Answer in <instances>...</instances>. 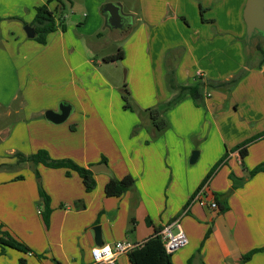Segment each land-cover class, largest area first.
Instances as JSON below:
<instances>
[{
  "label": "crops",
  "instance_id": "1",
  "mask_svg": "<svg viewBox=\"0 0 264 264\" xmlns=\"http://www.w3.org/2000/svg\"><path fill=\"white\" fill-rule=\"evenodd\" d=\"M46 1L0 0V67L4 68L0 108L8 109L5 115L12 122L0 129L8 130L7 142L0 144V230L31 250L23 254L5 248L0 257L8 260L0 264H17L21 258L26 264H89L90 250L97 247L96 226L101 245L124 240L140 243L176 220L187 243L171 254L172 264H187L189 259L191 264H241L243 255L264 248L263 172L230 192L222 213L219 207L210 210L195 203L188 205L208 175L205 194L211 201L230 190V175L238 182L254 167L264 165V139L249 144L243 159L233 150L264 133V64L258 67L252 57L254 63L249 68L247 56L242 57L240 46H235L242 40L245 0H136L127 3L126 10V1H107L121 4L122 11L132 15L129 26L118 30L117 37L126 41L121 48L123 58L109 63L103 61L109 55L99 51L103 44L95 41L101 24L108 27L100 12L107 4L102 0H89L88 14L78 28L82 30L80 38L71 36L64 14L57 16L59 6L52 0L47 8L53 13L56 30L47 35L44 45L35 44L41 46L36 55L32 54L33 42L20 31L18 22L7 26V33L2 28L6 18L30 21L34 8ZM220 11L232 19L227 33L233 35V41H228L233 45H220ZM92 34L94 40L82 39ZM12 37L16 44L8 50L4 44ZM233 46L240 51L238 65L220 73V63L225 61L221 55ZM122 63L128 68L131 104L139 110L164 104L176 94L165 90L168 70H173L174 81L183 87L228 82L239 70L244 77L240 87L237 83L204 87L201 106L184 95L162 114L175 138L184 144L174 153L170 148L173 143L163 136L165 130L157 132L146 115L139 120L122 109L116 76L104 69ZM30 77L35 84L29 82ZM246 77L249 82L244 85ZM18 91L27 98L20 113L7 107L16 101ZM1 100L7 106L1 107ZM60 103L71 107L67 119L57 125L46 121L44 111H56ZM200 120L208 125L202 130L206 140L197 156H203L204 161L189 168L187 137ZM39 150L53 161H70L84 168L105 163L113 178L129 175L134 186L119 197H107L104 187L109 173H93L95 187L86 192L75 172L67 175L63 168L41 164L32 167L18 163L14 156ZM38 186L48 197L47 225L41 217ZM10 252L13 256H7ZM116 264H129L127 254L119 256ZM243 264H264V251Z\"/></svg>",
  "mask_w": 264,
  "mask_h": 264
},
{
  "label": "trees",
  "instance_id": "2",
  "mask_svg": "<svg viewBox=\"0 0 264 264\" xmlns=\"http://www.w3.org/2000/svg\"><path fill=\"white\" fill-rule=\"evenodd\" d=\"M51 1L52 0H47L45 4L34 8V13H35L34 19L32 23L29 24V26H31L34 29L35 35L33 39L36 42H38V44L41 45L45 44L47 35L56 30L53 13L49 11L47 8V5ZM60 28L62 30L64 29L62 25L60 26ZM255 50H256L255 52H257V56H259L257 66L260 67L261 65L264 64V47L258 44ZM122 58H123V52L121 49H118L115 54L104 57L103 61L109 63V62L121 61ZM234 82L235 79H232L228 82H219L214 84H210V82L209 84L200 82L192 86L183 87V86H178L174 81L173 70L172 71L168 70L165 76L166 87L168 88L169 91L176 92V94L164 105L147 108L145 109V111H143V113L150 120L154 130L157 132H162L166 129V123L161 117L162 111L173 106L184 95H189L195 105L201 106V102H200L201 90L204 87L210 86V87L220 88L227 85H232L234 84ZM121 91L123 93V95H121V98L124 101L123 107L125 109H128L130 108V104H128V91L126 90L125 84L122 86ZM259 139H264V133L260 136L244 141L243 143L236 146L233 150L237 151L239 153L240 158L243 159L247 154V150H246L247 146ZM14 156L17 158L18 163H29L32 167L41 164L42 166L47 168H63L67 171L66 172L67 175H69L68 171H73L82 180V184L86 192L92 191L95 187V182L93 179L94 174L89 169L92 165L89 166L88 168H84L70 161H53L49 158L48 154L43 150H39L36 153L28 156H23L20 153H15ZM222 162L223 160L220 161V165L222 164ZM218 166L219 164L214 168V170ZM258 172L264 173V165L260 164L254 167L247 173L246 177L241 178L240 180H238V182H235L234 178L230 175V180L232 181V186L230 190L226 194L214 196V201L216 202L217 207H219L221 213L226 211L227 209V207L223 205L225 200L224 198L234 189L240 187L247 178L252 177ZM109 175H110V179L104 187V193L107 197H119L125 192L132 189V187L134 186V179L129 175L124 176L119 180L113 178L111 173H109ZM209 177L210 175L206 177V181L209 179ZM36 178L39 181V176L37 174H36ZM206 181H204L203 183H205ZM38 194L43 203V211L41 213V217L44 224L47 225L50 215V208L48 206L49 205L48 197L42 191L40 186H38ZM131 225L132 227L130 229V232L133 230V225H134L133 220L131 221ZM159 231L160 230H156L154 236L143 241L140 246L134 248L129 253H127L129 264H172L171 261L172 253L170 254L165 252L163 244L160 240V236L158 235ZM5 248L13 249L23 254L31 253V250L28 247H26L16 239H14L7 232H3L0 230V254H2ZM261 251H264V248L254 249L249 251L248 253H246L241 257L240 259L241 264L250 260L253 254ZM17 264H26V260L21 258L17 261ZM54 264H60V263L54 261ZM187 264H191V259L187 261Z\"/></svg>",
  "mask_w": 264,
  "mask_h": 264
},
{
  "label": "rangeland",
  "instance_id": "3",
  "mask_svg": "<svg viewBox=\"0 0 264 264\" xmlns=\"http://www.w3.org/2000/svg\"><path fill=\"white\" fill-rule=\"evenodd\" d=\"M107 1H112V0H102V3H107ZM123 1H126V5L124 6L125 10L127 9V3H135L136 2V0H123ZM88 2H89V0H63V1L62 0H56V3H58V6H59L58 7V11H60V13L59 12L57 13V16L61 15L62 13L64 14V16H65V21L64 22L66 24V27H69V32H70L71 36H73L74 38H80V36H81L80 33H81L82 30H78V28H80L79 25L83 24L84 16L88 14V12H87L88 9H89ZM99 7H101V6H99ZM34 14H33V18L30 21L26 22V23L23 22L22 20H20V19L18 20L16 18H13L14 20L6 18V20L2 24V28H4L5 32L7 33L9 31V29H10V28H7V26L12 25L14 23L15 24L19 23L20 31L26 36L25 31H24V27L27 26V23H29V24L32 23V21L34 19ZM97 14H98L99 20L101 21L102 18L99 15L100 14L99 10H97ZM241 19H242V12H241ZM231 21H232V19H228L227 12L223 14L220 11V45L222 43H225V45H227V46L233 45L232 43L228 42V41H231V42L233 41V35L231 33H227V26H228V24ZM16 22H18V23H16ZM242 24H244L243 19H242ZM242 29H243V32L241 33V37H242L241 44L238 45V43H236L235 46H240V51L243 54L242 57L243 56H247L245 58L246 59L245 64L248 65V67L250 68V67L253 66V63H254L253 58H255L258 61L259 56H257V52H254V50H253L254 53L252 52L253 54H250V55L247 54V52H245V44H246L245 43L246 42V40H245V38H246V27H245V24H244V28H242ZM118 32L119 31L116 30V29H110L108 27H103V24H101L100 29L96 33V34H99V35H97L98 39H95V41H97L98 43L103 44V47L101 49L99 48L100 54H103V55H110L111 54L112 55V54H115L118 49H121L122 47H124V44H125L126 41H125V39L121 40V39H119V37H117V35L119 34ZM52 36L53 35L51 34L50 37H49V40H50V38ZM15 37H12L11 39H8L7 40L8 44L7 43L4 44L7 47L8 50H10L9 47H11L12 44H14V45L16 44L15 43V41H16ZM88 37L89 38H87V36H84V38H82V39H84V40L85 39L86 40L87 39H93L94 40V38H93L94 34H92L91 36H88ZM33 38H29L28 41L33 42L32 44H34L33 46H34L35 49L33 50L32 54L36 55L40 51V48H41L40 45L41 44L39 46H37V45L35 46V44H38V42H36ZM0 41H1V37H0ZM16 47H18V45H16ZM240 51L236 47L233 46V47L229 48L223 55H221V58H224L225 61L220 63V73L225 72L226 69H228V68L237 67V65H238L237 56L240 53ZM0 57H1V55H0ZM17 62H19V61H17ZM242 63H243V60H242ZM3 69L4 68L0 67V82L3 80V76L1 74ZM104 69L109 74H112L113 76L114 75L116 76L117 81H115V83L119 87V89H116V92L119 94L120 100L122 101V109L129 110L130 112H133L136 115V117L139 120H141L142 117L145 116V114L143 113V111H145V110H139L138 108H135L131 104L130 91H129L130 89H129L128 85L126 84L127 78H128V76H127L128 68H127L126 63L119 64V65H117V67H105ZM21 70H22V68H21ZM22 74L24 76L23 71H22ZM242 77H244V74H243V72L241 70L236 72V74H235V82H234L235 84L237 83L236 86H238V87L241 86L243 81H240V79H242ZM243 80H245L244 85L249 82L247 80V77L245 79H243ZM23 81L25 82V81H27V79L24 78ZM29 82L31 84H35L34 79L31 78V77L29 78ZM124 84L126 85V90L128 91V104H130V108H128V109H125L123 107L124 106V101L121 98V95H123V93L121 91V87ZM235 84H232V86L235 85ZM263 84H264V82H263ZM38 85L40 87H42L40 83H38ZM165 85H166V83H165ZM263 88H264V86H263ZM165 90L168 93H172L171 91L168 90L167 87L165 88ZM210 92L211 91L208 90L207 93H210ZM238 92H240V91H238ZM234 94H238V93H234ZM16 96H17L16 97V101H10L8 106H7V104H4V101L1 100L2 103H3V106H1V107L7 106L8 108H10L11 111H14L15 109H17V111L20 113L21 112L20 107L22 106V103L24 102V99L27 100V98L23 99L24 95L22 94V91H18ZM39 100L40 99H37L36 101L34 100L35 101L34 103H36ZM31 101H33V100H31ZM164 104L160 103V104H156V106H161V105H164ZM173 106H171V107H173ZM193 106H194V104H193ZM171 107H169L168 109L163 110L162 114L166 110H170ZM7 110L8 109H6V111ZM182 110L183 109H181V111ZM6 111L4 109L0 108V129L3 128V127L7 128V125H11L12 124L11 120L8 119L6 117V115H5ZM202 111L204 112L203 109H202ZM162 114H161V117L163 118ZM18 117H20V114L18 115ZM163 120L166 123V120L164 118H163ZM204 123H205L204 121L200 120L198 122V124H197L196 130L193 131L192 133H189V135L187 137V147L190 148V150H188L189 151V156H188V166H189V168H196L204 161L203 156H201L200 159L197 158V160L193 164L189 163V157H190L191 153L194 152V151L199 153L201 151L200 149H201L202 145L205 143L206 138H205V135H203V131L202 130L204 128L205 131H206L207 128H208V125H207V123H205V124ZM131 132H132V130H131ZM173 132H174V129L172 128L170 130L168 124L166 123V129L164 131L165 135H163V136H164V138H165L167 143L168 142L170 144L173 143V145L170 146L171 151H173L174 153H177L179 151V149L183 147L184 144L181 145L182 142L180 140H178L177 138H175V135L173 134ZM7 140L8 139H6L4 141H0V144H4L5 142H7ZM11 252H13V251H11ZM11 252L8 253L7 256H13L14 253H11ZM2 254H3V252H2ZM4 260H8V257H5V258L4 257H0V262H2Z\"/></svg>",
  "mask_w": 264,
  "mask_h": 264
},
{
  "label": "water",
  "instance_id": "4",
  "mask_svg": "<svg viewBox=\"0 0 264 264\" xmlns=\"http://www.w3.org/2000/svg\"><path fill=\"white\" fill-rule=\"evenodd\" d=\"M100 12L104 16L105 23L110 29L122 31L124 29V21L128 18L132 19V15L122 11L121 4L119 3L104 4ZM242 19L246 27L245 52L250 55L256 51L255 49L258 44L264 47V0H245ZM24 31L27 38H33L35 35L34 29L31 26H25ZM70 111L71 107L69 104L60 103L56 111L46 110L43 115L46 121L57 125L67 119ZM7 135V129L0 131V140H4ZM197 156L198 152H192L189 157V163L193 164ZM89 169L93 173H109L105 163L92 165ZM93 231L95 234L94 243L96 246H99L101 245L99 226L93 228Z\"/></svg>",
  "mask_w": 264,
  "mask_h": 264
},
{
  "label": "built area",
  "instance_id": "5",
  "mask_svg": "<svg viewBox=\"0 0 264 264\" xmlns=\"http://www.w3.org/2000/svg\"><path fill=\"white\" fill-rule=\"evenodd\" d=\"M206 187L207 181L199 186L195 194L190 199L188 205L195 203L201 207H206L210 210H216L217 205L214 199H211V201L207 200L205 194ZM173 228L176 229L175 232H173ZM158 235L160 236V240L163 244L165 252L170 254L184 247L187 243L186 237L181 231L177 220L172 222L171 224L165 225L162 229H160ZM141 244L142 242L133 243L124 240L111 245L104 244L94 247L90 250L91 262L89 264H116L119 256L126 255ZM105 247L108 248V252L103 251ZM94 249L101 250L99 252V255H97L96 252L93 251Z\"/></svg>",
  "mask_w": 264,
  "mask_h": 264
},
{
  "label": "clouds",
  "instance_id": "6",
  "mask_svg": "<svg viewBox=\"0 0 264 264\" xmlns=\"http://www.w3.org/2000/svg\"><path fill=\"white\" fill-rule=\"evenodd\" d=\"M93 251L96 252L97 255H99V252H100L101 250H100V249H94ZM103 251L108 252V248L105 247V248L103 249Z\"/></svg>",
  "mask_w": 264,
  "mask_h": 264
},
{
  "label": "flooded vegetation",
  "instance_id": "7",
  "mask_svg": "<svg viewBox=\"0 0 264 264\" xmlns=\"http://www.w3.org/2000/svg\"><path fill=\"white\" fill-rule=\"evenodd\" d=\"M129 22H130L129 19H126V20L124 21V23H123V24H124V29H126V28L129 26ZM124 29H123V30H124Z\"/></svg>",
  "mask_w": 264,
  "mask_h": 264
}]
</instances>
